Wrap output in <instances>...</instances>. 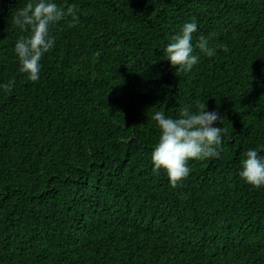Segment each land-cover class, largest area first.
Here are the masks:
<instances>
[{"label": "trees", "instance_id": "obj_1", "mask_svg": "<svg viewBox=\"0 0 264 264\" xmlns=\"http://www.w3.org/2000/svg\"><path fill=\"white\" fill-rule=\"evenodd\" d=\"M27 2L0 0V264H264V188L238 176L264 148V0H56L76 20L37 82L14 53ZM193 18L216 55L185 74L161 56ZM197 101L221 154L172 187L151 116Z\"/></svg>", "mask_w": 264, "mask_h": 264}, {"label": "clouds", "instance_id": "obj_2", "mask_svg": "<svg viewBox=\"0 0 264 264\" xmlns=\"http://www.w3.org/2000/svg\"><path fill=\"white\" fill-rule=\"evenodd\" d=\"M71 17L76 20L75 6L61 8L56 0H28L16 10L12 17L22 33L14 45V53L19 63V71L26 74L31 82L40 79L42 59L55 47L52 29ZM198 31L195 18L183 23L177 34L162 49L161 59L178 66L177 72L190 73L200 62L201 55L214 57L216 48L209 46V38L199 36L195 45L193 34ZM196 49L199 51L196 52ZM15 80L8 82L11 88ZM159 129V137L151 152L152 170L163 169L172 187H176L191 173L190 160L216 159L221 154V144L226 129L221 127L224 117L216 110H208L207 103L197 101L193 105L179 108L176 116L166 115L157 110L151 116ZM264 148L249 147L242 154L239 178L253 188H264Z\"/></svg>", "mask_w": 264, "mask_h": 264}]
</instances>
